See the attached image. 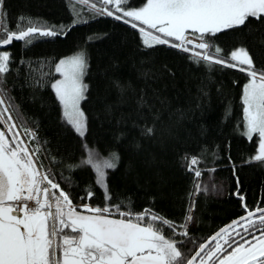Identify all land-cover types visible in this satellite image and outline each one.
I'll return each mask as SVG.
<instances>
[{"label": "trees", "instance_id": "1", "mask_svg": "<svg viewBox=\"0 0 264 264\" xmlns=\"http://www.w3.org/2000/svg\"><path fill=\"white\" fill-rule=\"evenodd\" d=\"M144 3L128 0L127 8ZM102 7L114 8L102 0H4L10 29L17 30L24 18L25 28L31 21L41 28L63 26L66 34L37 36L31 44L14 41L5 49L11 63L0 91L17 120L34 132L43 169L74 204H119L134 214L148 209L177 229L191 215L183 250L192 254L222 227L264 208V162L250 160L258 138L242 133V91L249 77L239 68L197 63L193 51L148 47L142 26L107 16ZM205 39L224 56L245 48L255 67L264 69V20L251 19ZM76 52L84 53L87 64L83 136L64 121L51 87L58 62ZM145 127H153V134L145 135ZM85 149L103 159L119 157L115 169L106 171L110 200L92 168L82 165ZM192 156L199 160V177L185 159ZM209 174L223 187L221 196L197 190ZM240 225L233 231L243 230Z\"/></svg>", "mask_w": 264, "mask_h": 264}, {"label": "snow or ice", "instance_id": "2", "mask_svg": "<svg viewBox=\"0 0 264 264\" xmlns=\"http://www.w3.org/2000/svg\"><path fill=\"white\" fill-rule=\"evenodd\" d=\"M102 3L111 4L115 12L122 13L115 16L117 20L131 18L163 37L174 38L179 44H172V47L188 52V45H191L192 50H202L193 51L197 63L220 64L247 72L249 80L242 91L243 135L249 140L254 134L257 136L258 152L250 160L264 162V69L255 67L245 48L224 56L218 46L205 39L226 29L246 26L251 19L264 20V0H146L143 6L132 9L127 8L128 0H102ZM3 5L4 0H0V48L14 41L31 44L37 36L66 34L63 26L60 29L41 28L31 21H27L25 28L21 26L24 18H21L17 30L10 29L6 23L7 13L2 11ZM101 11L107 16L114 15L112 10ZM132 27L136 28L137 24L132 23ZM140 32L148 47L153 43H169L143 27ZM189 35L195 39H189ZM10 63V52L0 51V79L8 73ZM243 65L247 67H241ZM86 67L83 52L60 60L55 72L62 79L51 85L68 123L81 136L86 130L85 116L80 109L88 87L83 83ZM14 127L9 125L8 131L11 133ZM153 132V127L143 130L149 136ZM118 159L115 153L102 159L90 152L83 161L84 165H91L95 170L96 183L103 185L106 201L111 197L107 194L105 169H115ZM185 159L189 170L199 177L201 172L195 167L198 158ZM91 196L89 191L88 197ZM81 207L90 214L77 211L70 194L54 183L48 174L38 171L33 155L24 141L18 139V134H13L9 140L0 130V264H195L197 258H200V264H264V209L261 208L256 210L260 213L258 217L255 212L248 211L246 217L240 218L247 224V227L240 226L250 239L237 232L242 242L231 240L233 226L240 224V221H234L211 237V241H216L214 247L209 248L211 241L202 243L198 245L199 250L188 258L182 250L183 242L173 238L175 223L151 210L134 214L121 211L119 204H106L103 208L87 204ZM114 214L120 218H111ZM191 220L192 216L188 215L186 223L180 227L186 229ZM165 229L170 230L169 234H165ZM180 234L188 235L186 230Z\"/></svg>", "mask_w": 264, "mask_h": 264}, {"label": "rangeland", "instance_id": "3", "mask_svg": "<svg viewBox=\"0 0 264 264\" xmlns=\"http://www.w3.org/2000/svg\"><path fill=\"white\" fill-rule=\"evenodd\" d=\"M91 8H93V9H96V10H99V9H97L96 7H92V6H90ZM102 8H104V9H108V10H110L111 8H108V7H102ZM113 12H114V15L113 16H116V15H122V13H120V12H115V9L113 8V9H111ZM112 16V17H113ZM121 20H127V21H129L130 23H136L137 25H140V26H142L143 28H147V26L146 25H142V24H140V22L139 21H132L131 20V18H127V17H125V18H123V19H121ZM148 29V28H147ZM150 30H152L153 32H155V33H158V32H156L154 29H150ZM159 35H161V36H163L162 34H160V33H158ZM165 38H167V39H171L172 41H173V43H168V45H172V44H179V42L178 41H175L174 40V38H172V37H165ZM188 38L189 39H195V37L194 36H191V35H189L188 36ZM196 42H199L198 40L196 41ZM167 45V44H166ZM188 47H189V49H190V52L191 51H197V52H199V51H202V50H199V49H195V50H192V46L191 45H188ZM77 53H80V52H76V53H74V54H72V55H70V56H68V57H65V58H63V59H67V58H69V57H72V56H74V55H76ZM62 60V59H61ZM59 63V62H58ZM232 63H237V62H235V61H233ZM243 66H245V65H243ZM58 79H62V77H61V75L59 74V73H57V79L56 80H58ZM55 80V81H56ZM83 83H84V81H83ZM53 89V88H52ZM53 91H54V89H53ZM54 93H55V91H54ZM56 95V94H55ZM58 99V98H57ZM0 100H3V103L2 104H0V130H2V131H4L5 132V134H6V136L8 137V139L9 140H11L12 139V136H13V134H18V139H20V140H23L24 141V144L28 147V149H29V151H30V153L33 155V158H34V160L36 161V159L38 160V162L40 163L39 165L41 166L40 168H41V171H43V172H45V173H47L44 169H43V166L41 165V159H40V153H39V147H38V143H37V140L36 139H34V136L32 135L33 133H32V131H30V129L28 128V127H26L25 125H23V124H21L18 120H17V118L15 117V115H14V113L12 112V109L10 108V105L9 104H7V102H6V100H5V98H4V96H3V94H2V92L0 91ZM59 101V100H58ZM60 103V102H59ZM61 105V104H60ZM61 108H62V115H63V119H64V121L68 124V125H70L74 130H75V127L73 126V125H71L70 123H68V121H67V118L65 117V115H64V109H63V106L61 105ZM6 110V111H5ZM9 117H10V119H9ZM243 124H244V120H243ZM9 125H15V127L12 129V131H11V133L8 131V126ZM244 131H245V128H244V126H243V130H242V133H244ZM75 132L76 133H78L76 130H75ZM79 134V133H78ZM80 135V134H79ZM33 136V137H32ZM245 136V135H244ZM254 136H256L255 134H254ZM246 137V136H245ZM247 138V137H246ZM92 153V154H97V153H94V151H91V150H89V149H85V159L84 160H86L87 158H88V155H89V153ZM257 152H258V147H257V151H256V153H255V155L257 154ZM100 158H101V156L100 155H98ZM103 159V158H102ZM83 160V161H84ZM83 161H82V165H84V163H83ZM88 166H90L91 168H92V166L91 165H88ZM92 170H93V172H94V174H95V179H97V174H96V172H95V170L92 168ZM107 171V169H105V172ZM100 188H102V189H104V187H103V185H99V184H97ZM105 190V189H104ZM197 190L198 191H201V192H203L204 194H206V195H214V196H221L222 194H223V187L221 186V184L219 183V182H217L215 179H214V177L211 175V174H209L205 179H202V180H199V182H198V186H197ZM53 191H57V190H53ZM58 194V193H57ZM85 204H87V205H90L91 207H96V206H93V205H91V204H89V203H84V204H79L78 205V207L77 206H75L78 210H81V211H84V209L81 207L82 205H85ZM86 212V211H85ZM143 212V211H142ZM141 212V213H142ZM113 216H117V217H119L118 215H113ZM187 224H190V222H187ZM189 227V225L187 226V228ZM183 229L184 228H179V229H176V230H182L183 231ZM184 230H186V229H184Z\"/></svg>", "mask_w": 264, "mask_h": 264}, {"label": "flooded vegetation", "instance_id": "4", "mask_svg": "<svg viewBox=\"0 0 264 264\" xmlns=\"http://www.w3.org/2000/svg\"><path fill=\"white\" fill-rule=\"evenodd\" d=\"M112 218H120V217L112 216ZM241 224H243V223H241ZM190 225L191 224H189V226ZM184 229H183V231L175 229V236H174V239L177 240V241H182L183 245H184V242L187 240V236L185 237V236L181 235L180 233L184 232L185 231ZM186 231L188 233V228H186ZM237 232H239L241 235H243L247 239L251 238V237L248 236V234L244 233L243 230H237V231H232L231 232V240L241 241V237L236 235ZM257 235H259V233H257ZM231 240H230V242H231ZM215 243H216V241L214 242V244L211 247H214ZM221 243H223V241H221ZM183 245H182V250H183ZM233 246H235V245H233ZM211 247H209V248H211ZM225 247L227 248V245H225ZM183 251L188 256V258H190L195 253L196 250L192 254H190V251H192L191 249H190V251L188 249H184ZM206 251H207V249H206ZM228 251H231V249H228ZM57 255H59V252L57 253ZM201 255L203 256L204 254L202 253ZM195 264H200V258H197V261L195 262Z\"/></svg>", "mask_w": 264, "mask_h": 264}, {"label": "water", "instance_id": "5", "mask_svg": "<svg viewBox=\"0 0 264 264\" xmlns=\"http://www.w3.org/2000/svg\"><path fill=\"white\" fill-rule=\"evenodd\" d=\"M10 45H8V46H5V47H3V48H0L1 50H5V49H7L8 47H9ZM262 209H264V208H262ZM78 211V210H77ZM79 212H81L82 214H89V213H85V212H82V211H79ZM255 213H256V215H259L260 213L259 212H257V211H254ZM247 216V215H246ZM246 216H244V217H246ZM112 218V217H111ZM234 221H240V223L241 222H243V220H241L240 218L239 219H237V220H234ZM234 221H232V222H230L229 224H227L226 226H224V227H222L221 229H223V228H225V227H227L228 225H232L233 224V222ZM237 225V224H236ZM235 226V225H234ZM221 229H219L217 232H219ZM217 232H215L212 236H214ZM212 236H210L205 242H204V244H209V241H211V237ZM213 241H211V243H212ZM210 243V244H211ZM209 244V245H210ZM199 249H197V251H198ZM195 254V253H194ZM193 254V255H194Z\"/></svg>", "mask_w": 264, "mask_h": 264}, {"label": "built area", "instance_id": "6", "mask_svg": "<svg viewBox=\"0 0 264 264\" xmlns=\"http://www.w3.org/2000/svg\"><path fill=\"white\" fill-rule=\"evenodd\" d=\"M176 49L179 50V47H177ZM30 131H32V130L30 129ZM32 133H33L32 135L34 136V139H36V136H35V134H34L33 131H32ZM33 136H32V137H33ZM35 163H36V166H37V168H38V171L41 172V173H45V172L41 171V168H40L41 166L39 165L40 163L38 162L37 159H36ZM46 174H47V173H46ZM52 191H53V190H52ZM30 206H31V202H30Z\"/></svg>", "mask_w": 264, "mask_h": 264}, {"label": "crops", "instance_id": "7", "mask_svg": "<svg viewBox=\"0 0 264 264\" xmlns=\"http://www.w3.org/2000/svg\"><path fill=\"white\" fill-rule=\"evenodd\" d=\"M246 66V65H245Z\"/></svg>", "mask_w": 264, "mask_h": 264}]
</instances>
